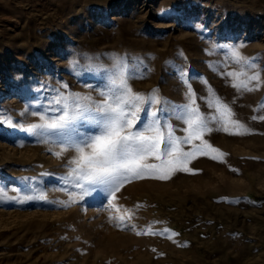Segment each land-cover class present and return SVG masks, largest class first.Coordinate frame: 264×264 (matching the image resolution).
<instances>
[{
  "label": "rangeland",
  "instance_id": "1",
  "mask_svg": "<svg viewBox=\"0 0 264 264\" xmlns=\"http://www.w3.org/2000/svg\"><path fill=\"white\" fill-rule=\"evenodd\" d=\"M233 47L262 70L258 90L237 92L221 74L238 67ZM114 55L142 62L145 78L130 81L135 92L159 89L177 104L186 85L176 68L186 69L202 112L212 111L201 99L211 93L252 134L206 133L224 162L210 158L216 153L198 156L192 173L134 181L116 194L137 230L152 225L171 238L114 227L102 196L63 209L0 205V264H264V120L252 119L264 115L256 111L264 101V0H0V111L27 125L38 117L26 107L48 89L66 84V91L97 97L102 74L88 67H110ZM49 147L0 126L7 187L23 189L20 178H35L48 200L67 201L59 179L67 156L57 159Z\"/></svg>",
  "mask_w": 264,
  "mask_h": 264
},
{
  "label": "snow or ice",
  "instance_id": "2",
  "mask_svg": "<svg viewBox=\"0 0 264 264\" xmlns=\"http://www.w3.org/2000/svg\"><path fill=\"white\" fill-rule=\"evenodd\" d=\"M230 59L238 67L221 74L231 79V86L237 92L258 90L262 75L258 65L243 58L235 47L230 49ZM111 60L110 67L91 64L88 67L89 72L102 74V86L94 89L98 98L66 91L67 85L64 84L61 88L48 89V95L30 104V112L26 107L28 115L38 117L36 123H18L10 114L0 111V126L19 129L38 142L50 145L48 151L57 159L67 156L64 165L67 171L59 179L65 185L60 190L68 196L67 201H50L41 189L34 186L35 178H20L23 189H9L0 177V205L44 202L63 209L86 198L102 196L107 201L102 210L110 213L109 222L114 227L127 228L137 236L171 238L175 234L170 235L168 229L159 231L152 225L137 230V226L130 222L133 216L127 215L132 210L118 208L114 203L116 194L134 181H164L177 172L192 173L188 165L198 156L216 153L210 158L224 162L226 154L204 139L205 134L215 130L229 135H248L252 134L251 130L235 118L230 105L211 93L201 99L212 111L202 112L186 69L176 68L178 78L186 85L185 102L177 104L162 97L159 89L150 93L132 89V79L145 78L142 62L130 63L126 56L119 55H114ZM260 110H264V101L256 109ZM252 119L264 120V115ZM173 121L184 127L177 129ZM178 130L185 135L178 137ZM185 145H190L191 150H185ZM9 191L15 194L9 195ZM113 209L123 211L126 216H113Z\"/></svg>",
  "mask_w": 264,
  "mask_h": 264
}]
</instances>
